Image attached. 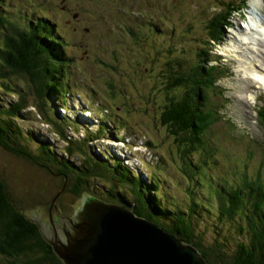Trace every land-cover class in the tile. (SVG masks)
Segmentation results:
<instances>
[{
    "label": "trees",
    "instance_id": "16d2710c",
    "mask_svg": "<svg viewBox=\"0 0 264 264\" xmlns=\"http://www.w3.org/2000/svg\"><path fill=\"white\" fill-rule=\"evenodd\" d=\"M7 2L0 0V146L6 149L7 155L21 156L28 162L24 167L33 164L47 172L61 188L64 184L70 185L65 192L58 188L49 206L54 201L60 205L63 198L70 195L79 197L81 202L85 194L91 193L129 207L137 216L148 217L183 238L184 243L192 242L208 264H264V178L242 172L240 183L234 179L229 181V178L218 182L213 172L214 164L219 160L229 167L223 159L217 160L213 155L212 164L207 156L187 158L191 140L195 141L194 132L187 129L191 122L197 117L201 129L206 130L217 120L213 107L199 114L200 106L194 102L200 92V75L206 70L196 67L195 74L188 76L187 82L183 76L185 72L176 66L183 61L176 62L173 67L179 73L178 82L169 81L166 92L180 89L183 93L176 91L178 101L168 97L159 102L165 128L176 136V149L183 165L175 162L177 157L175 161L168 159L187 177V172L193 175L187 181L189 188L185 187L186 201L167 190L170 178L163 171L152 169L143 176L112 150L93 148L89 142L95 134L87 125L83 137L72 138L68 127L80 131L82 125L78 116L74 121L67 114L59 116V109H67L69 105L68 82L70 86L72 76L71 55L65 52L68 43L63 36L59 40L54 36L60 21L44 15L48 12L38 1H33V5L40 8L38 14L27 9L13 11ZM231 4L244 7L246 2L234 0ZM218 22L223 23V20L220 18ZM141 34L146 41L150 32L143 29ZM211 37L216 35L211 33ZM166 64L171 71L173 67ZM32 66L34 75L28 72ZM210 69L214 71L215 66ZM27 73L31 75V86L26 83ZM185 85L191 87L187 86L191 96L184 93ZM182 95L185 100L180 99ZM31 107L41 114L40 119ZM261 116L264 117V112ZM41 120L47 123L49 131L64 140V146L58 143L53 147L50 136L46 138L35 125L32 126ZM100 131L104 132V127ZM155 140L150 139L149 145H158ZM63 151L69 157L62 155ZM162 153L165 160L168 153ZM237 169L243 171L240 164ZM215 182L219 186H214ZM13 184L0 176V264H64L53 246L43 238L39 225L32 220L33 214L24 209L30 204L16 199L14 194L18 191Z\"/></svg>",
    "mask_w": 264,
    "mask_h": 264
},
{
    "label": "rangeland",
    "instance_id": "374dc122",
    "mask_svg": "<svg viewBox=\"0 0 264 264\" xmlns=\"http://www.w3.org/2000/svg\"><path fill=\"white\" fill-rule=\"evenodd\" d=\"M33 1H38L39 6L48 12L51 17L49 19L56 18L60 21L61 25L55 29L54 36L57 35V37L55 36L57 40L61 39L62 36V38L66 39L68 43L66 53L71 55L70 60L75 62L72 66L75 78L71 82L77 92L75 108L81 106L79 105L80 100L84 103V108L92 100H94L95 108L99 99L107 106V100L113 102L108 111L105 110L107 106L96 108L98 114H90L91 117L85 120L89 121L86 123L87 127L89 128L90 126V130L95 134L89 144L97 151L105 147L112 150L115 154L120 153L123 156L125 155V157L128 156V161L133 165H139L141 170H146L145 167H150L154 171H163L165 176L170 178L167 190L172 191L170 193L174 194L178 199L187 201L188 196L185 187L189 188L187 181L192 179L193 175L187 172V177L180 171V168L168 159L171 158L175 161V157H177L175 162L179 166L183 165L180 156H178L180 153L176 149V136L168 133L165 128L164 120L161 116L162 108L159 102L168 97H173L178 101L175 89L166 92L163 85L166 81L178 82L179 73L174 71V64L179 60H189L188 53L200 49L196 44L202 43L206 49L209 47L207 42L210 39V35L206 27L210 22V18L202 17V14H199V10L194 12L191 7L199 6L200 12H203L213 7L216 4L215 1L8 0L7 3L13 11L17 12L27 9L38 14L40 8H36L33 5ZM122 7L123 9L125 8L124 11L121 10ZM79 8H82V10H79ZM187 12L192 15L196 14L194 22L189 20ZM247 13L249 12L247 11ZM209 14V11L205 12V15L208 16ZM216 14L214 13L213 15ZM160 18L165 20L164 24L162 20L160 21ZM150 23L155 24V32L150 27L151 32L154 33L150 34L148 42L142 38L135 37L136 35L132 32V29L136 30L138 24L150 25ZM236 23L238 24V21ZM243 24L247 23L244 22ZM231 29H228V27L224 28L228 40L229 36H231ZM249 30L250 28L241 29L243 31L242 41H251L250 44L245 45L239 43L240 49L242 46L244 51L247 50L248 46L253 49L256 48L254 52L262 57L264 61V39L257 32L255 33L254 30ZM137 32H140L139 27ZM196 38L198 39L194 40ZM53 39L52 36L51 40ZM163 39H165L164 42ZM235 40L231 39L223 44H228L231 47V51L224 52L222 49L223 45H221L217 46L215 51L212 52L214 55L216 54V57L227 53V56L223 54L226 58L218 57L224 61V64L218 65V70L226 72L225 74L228 78L224 82L226 85L233 87L236 84L234 78L239 74L235 68V62L232 60L235 57L234 54L239 53L232 46V42ZM257 40L262 41L261 44ZM153 57L162 63L164 61L170 62L173 69L167 71L166 66L159 68L158 65L154 70L153 67L148 65L152 61L149 59ZM203 58L205 57L203 56ZM208 58H206L207 62H209ZM230 59L231 61H229ZM131 60H135V64H131ZM213 63L218 64L215 58L211 64ZM33 66L28 68V72L34 75ZM136 71L140 75L134 73ZM153 71L156 83H151L150 72ZM29 73L26 74L28 86L31 80ZM185 74H183L184 77H186ZM253 83L256 85V82ZM242 85L240 84V86ZM115 87L116 95L113 96L112 94L114 98L109 99V92L111 91L112 93ZM235 88L232 92L230 91V95L234 98L233 107L225 101L229 96L226 91H223L221 99H218L214 106L210 101L207 102L209 107H213L219 113V121H223L225 116H227L224 115V111L227 110H230L231 119L229 121H235V123L229 122L226 124L230 137L234 139L227 147H223V142L222 144L219 142V140L224 141L229 138L228 134H225L222 122L211 126L209 129L210 134L206 135V138L217 146L218 152H213L212 149L215 146L210 149L205 147L204 155L207 156L210 162L214 155L217 160L221 158L229 165L226 168L219 160L215 164L211 162L215 165L213 172L216 174L218 182L229 178V181L234 179L236 183H240L242 180L240 174L242 172H246V174L253 177L260 176L264 178V154H262L264 153V117L260 116L262 121L261 119L258 120L257 117V113L260 115L264 106V100L260 98V96H263V92L260 91L259 98L246 94L248 100L245 104L244 100L246 98L238 97L236 95L238 90L235 91ZM154 92L155 96L153 95ZM78 93H80V96ZM256 93H259V91L255 89ZM246 107L247 110H245ZM61 110L65 111L62 108L59 111L61 112ZM74 110L70 108L71 116ZM87 115L89 116L88 112H86ZM59 116L61 117L60 114ZM116 116L126 123V127L125 125L119 127L118 123L114 127L111 122L106 120L108 117L115 119L114 117ZM38 118L40 119V117ZM97 120L99 122H96ZM239 123H241L240 126ZM34 125L46 138L50 136L53 147H56L58 143L64 144V140L61 137H58L53 131H49L47 123L41 120L37 123H32V126ZM101 125L104 126V132L100 131ZM193 125H195L194 122ZM69 132L73 138L80 136L79 133L82 134L81 131L79 133L72 132L70 129ZM121 133L125 142L115 137L116 134L119 135ZM108 137L116 138L118 142H108ZM150 139H156L155 141H158L159 144L154 147L148 146ZM193 145L196 146L195 143ZM259 147L261 150L258 149ZM5 151L6 149L0 146V176L8 184L14 183L13 185L18 191L17 194H14L16 199H22L30 204L27 208L25 206L24 209H27L33 216L34 212H36V215H40L42 221L49 219L50 214L53 215L55 220H58V211L61 216L69 217L73 215L76 201L79 200V197L70 195L64 197L60 205L54 201L49 206V203H51L49 200L57 190H60L58 188H61V184L50 177L47 172L33 166V164H29L30 168L24 167L28 162H25L21 156L12 154L13 157H11ZM162 151L168 153L165 160L162 159ZM186 152L188 153L187 158H192L197 154L194 149H188ZM61 154L69 157V154H65L64 151ZM141 157L146 159L143 165L140 164L142 163V161L140 162ZM232 157H235L237 161L233 160ZM239 164L243 171L237 169ZM142 174L145 175L144 172ZM218 182L213 183V185L219 186ZM213 185H210V187H213ZM69 186L64 184L61 191L65 192V188ZM59 196L60 194L57 198ZM57 204L59 206L56 207ZM61 210L66 212L64 213ZM190 243L193 244L192 242ZM196 248L201 252L198 247Z\"/></svg>",
    "mask_w": 264,
    "mask_h": 264
},
{
    "label": "water",
    "instance_id": "95a60500",
    "mask_svg": "<svg viewBox=\"0 0 264 264\" xmlns=\"http://www.w3.org/2000/svg\"><path fill=\"white\" fill-rule=\"evenodd\" d=\"M79 204V206H77ZM37 222L64 264H208L191 243L124 205L87 193L72 216Z\"/></svg>",
    "mask_w": 264,
    "mask_h": 264
},
{
    "label": "bare ground",
    "instance_id": "6f19581e",
    "mask_svg": "<svg viewBox=\"0 0 264 264\" xmlns=\"http://www.w3.org/2000/svg\"><path fill=\"white\" fill-rule=\"evenodd\" d=\"M258 10H260L259 7H257ZM258 13V12H257ZM256 13V14H257ZM250 19V23H249V26L252 30H254V32L258 33V35H260L263 39H264V24L261 25L260 23V18H257V17H254L253 15H251L249 17ZM250 29V30H251ZM249 30V31H250ZM248 32V30H247ZM253 32V31H252ZM237 39L235 41H233L232 43V46H234V48H237L239 46V43H242V34L240 32H237ZM247 35V34H246ZM252 35V34H251ZM56 36V35H55ZM250 37V36H249ZM245 38V37H244ZM259 38V37H258ZM260 39V38H259ZM193 41V40H192ZM257 42H261L260 40H257ZM225 46V45H224ZM228 46H225V49L227 50ZM247 49V48H246ZM256 48L253 49V51H249V50H246L244 51V47L242 46V48L239 50L240 54H236V58L235 59H232V60H235L236 61V64H237V70L238 72L240 73V70H239V67H244L245 70L244 72L248 75L246 78L249 79V82L248 84L250 83V79H252L254 82H259L258 86L256 87H259V88H263L264 87V61L262 59V57L258 56L254 51H255ZM229 51V49H228ZM230 51H231V48H230ZM238 51V50H236ZM240 55V56H239ZM260 57V59H259ZM257 58V59H256ZM241 63V64H240ZM240 64V65H239ZM239 65V66H238ZM259 79V81H258ZM262 79V80H261ZM238 80L241 82L242 80V77L241 76H238ZM251 84V83H250ZM245 87V86H244ZM244 87L243 85L240 86V85H237L235 90H238L237 92V96L238 97H243L245 98V92H244ZM251 93V92H250ZM252 94V93H251ZM253 97V96H252ZM245 103V102H244ZM246 104V103H245ZM253 138V137H251ZM116 156L119 158V157H123V159L125 161H127L128 159L125 157V155H121L120 153L116 154Z\"/></svg>",
    "mask_w": 264,
    "mask_h": 264
},
{
    "label": "clouds",
    "instance_id": "9594fccd",
    "mask_svg": "<svg viewBox=\"0 0 264 264\" xmlns=\"http://www.w3.org/2000/svg\"><path fill=\"white\" fill-rule=\"evenodd\" d=\"M167 231H169V230H167ZM171 232V231H170ZM173 234V233H172Z\"/></svg>",
    "mask_w": 264,
    "mask_h": 264
}]
</instances>
